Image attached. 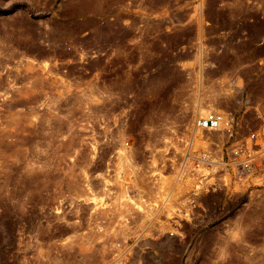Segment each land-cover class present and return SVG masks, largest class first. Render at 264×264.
I'll list each match as a JSON object with an SVG mask.
<instances>
[{
    "label": "rangeland",
    "instance_id": "374dc122",
    "mask_svg": "<svg viewBox=\"0 0 264 264\" xmlns=\"http://www.w3.org/2000/svg\"><path fill=\"white\" fill-rule=\"evenodd\" d=\"M0 264H264V0H0Z\"/></svg>",
    "mask_w": 264,
    "mask_h": 264
},
{
    "label": "built area",
    "instance_id": "2783aa9c",
    "mask_svg": "<svg viewBox=\"0 0 264 264\" xmlns=\"http://www.w3.org/2000/svg\"><path fill=\"white\" fill-rule=\"evenodd\" d=\"M197 125L203 129H211V130H220L224 129L228 132H232L233 129V120L231 117L226 115L221 111H209L203 117H200L197 120ZM236 156H242L243 151L241 149H236L234 151ZM249 156V155H248ZM240 164L246 168L249 167V161H242Z\"/></svg>",
    "mask_w": 264,
    "mask_h": 264
},
{
    "label": "bare ground",
    "instance_id": "6f19581e",
    "mask_svg": "<svg viewBox=\"0 0 264 264\" xmlns=\"http://www.w3.org/2000/svg\"><path fill=\"white\" fill-rule=\"evenodd\" d=\"M205 112V111H204Z\"/></svg>",
    "mask_w": 264,
    "mask_h": 264
}]
</instances>
